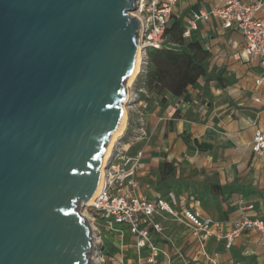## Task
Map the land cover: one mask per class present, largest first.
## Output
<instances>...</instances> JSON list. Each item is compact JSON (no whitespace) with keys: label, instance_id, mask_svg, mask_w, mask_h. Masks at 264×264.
<instances>
[{"label":"water","instance_id":"1","mask_svg":"<svg viewBox=\"0 0 264 264\" xmlns=\"http://www.w3.org/2000/svg\"><path fill=\"white\" fill-rule=\"evenodd\" d=\"M136 0H0V264H93L101 181L139 53Z\"/></svg>","mask_w":264,"mask_h":264},{"label":"crops","instance_id":"2","mask_svg":"<svg viewBox=\"0 0 264 264\" xmlns=\"http://www.w3.org/2000/svg\"><path fill=\"white\" fill-rule=\"evenodd\" d=\"M222 3L177 0L172 19H179L185 31L190 30L184 34L186 38L199 41L207 50V74L196 86L188 87L187 98L166 94L165 100L159 101V94L149 91L145 113L149 137L132 149L134 154L143 152L137 172L142 194L149 198L160 194L155 188V172L165 160L174 162L177 177L191 186H178L177 197L175 189L165 197L178 215L164 212L156 216L164 227L162 233L152 232L161 249L159 264H264V239L259 231L242 232L229 248L227 239L221 237L244 213L264 220V155L252 148L256 127L264 129V106L254 100L261 93L256 84L261 68L236 56L245 46L244 35L225 28L219 17L198 20L195 27L189 23L194 13L210 12ZM259 16L264 18V9ZM174 46L168 37L164 47ZM132 124L129 122V127ZM216 182L231 184L232 189L223 193L213 187ZM196 189L199 196L194 195ZM181 197L186 198L184 204L179 203ZM242 205L253 208L243 211ZM189 207L220 223L208 240H200L181 219L183 209ZM95 225L106 264H147L149 251L136 247L135 236L126 232L127 225L114 224L111 229L105 220H97Z\"/></svg>","mask_w":264,"mask_h":264},{"label":"built area","instance_id":"3","mask_svg":"<svg viewBox=\"0 0 264 264\" xmlns=\"http://www.w3.org/2000/svg\"><path fill=\"white\" fill-rule=\"evenodd\" d=\"M177 0H136V9L131 13L141 21L140 43L142 62L141 69L148 67L149 51L162 48L167 41V27L173 15ZM264 9V0H223L210 12L194 13L189 21L195 27L198 20H208L217 16L223 21L225 28L239 30L245 38L244 48L236 54L250 64H259L261 70L256 75V84L261 93L254 96V100L264 106V18L259 13ZM190 30L185 31L188 35ZM140 69V70H141ZM140 93L132 92V102L128 106L137 113V121L128 126L129 134L124 137L122 132L115 140L105 165L98 190L92 199L82 205L91 210L93 216L89 219L92 227L94 252L93 264H106L105 253L98 247L99 231L95 225L97 220H105L107 226L125 224L135 236V244L139 250L149 251L147 264H159L161 249L155 243L152 232H163V225L156 221V216H163L164 212L178 215L174 206L158 194L156 198H149L140 192L137 179L138 166L143 152L132 153L134 146L149 137L145 113L149 107L150 92L142 87ZM141 93L145 95L141 97ZM249 122L252 120L249 118ZM254 152L264 155V129L256 127L252 142ZM186 198L181 197L179 203L184 204ZM253 205H242L241 210L252 209ZM181 219L192 227L193 234L200 240H208L213 230L220 226L219 222L204 216L199 209L185 208ZM246 230H257L264 239V220L256 215L244 213L235 221L233 229L225 233L226 247L229 248L235 237ZM216 254V253H215ZM215 262V258H214Z\"/></svg>","mask_w":264,"mask_h":264},{"label":"trees","instance_id":"4","mask_svg":"<svg viewBox=\"0 0 264 264\" xmlns=\"http://www.w3.org/2000/svg\"><path fill=\"white\" fill-rule=\"evenodd\" d=\"M172 19V17H171ZM170 19L167 34L174 47L154 48L149 51V70L147 74V87L150 92L163 95L170 94L175 97H189L188 87L196 86L198 79L207 74L204 59L207 50L199 41H192L185 37V29L179 19ZM178 186L189 188V182L177 177V166L172 161L165 160L163 167L157 172L156 190L166 197L172 189ZM223 193L232 189L231 184H213ZM196 189L194 195L199 196Z\"/></svg>","mask_w":264,"mask_h":264},{"label":"rangeland","instance_id":"5","mask_svg":"<svg viewBox=\"0 0 264 264\" xmlns=\"http://www.w3.org/2000/svg\"><path fill=\"white\" fill-rule=\"evenodd\" d=\"M148 70H149V65H148V67L146 68H144V71H142V69L138 72V74H137V76H136V78L134 79V81H133V83L131 84V86H130V91L132 90L133 92H136V93H140V89L142 88V87H146L147 88V84H145V79H146V76H147V74H148ZM148 89V88H147ZM149 90V89H148ZM145 95H143L142 93H141V97L143 98ZM156 99L157 100H159V101H162V96L160 95H158L157 97H156ZM136 108V107H135ZM135 108L134 109H129V110H127V118H126V123H125V127H124V129H123V131L122 132H125V135H124V137L125 136H127L128 134H129V129L128 130H126L127 128H128V126H129V122H133V123H135L136 121H137V118H138V116H137V113L135 112ZM155 176L157 177V172H155ZM148 189V188H147ZM144 192H147V190H145L144 189ZM143 195H145V194H143ZM174 195H175V197H177L178 195H177V189H175V191H174ZM146 196V195H145ZM148 197V196H147ZM79 210H80V212L82 213V214H84L88 219H90V218H92V216H93V214H92V212H91V210H89L88 208H86L85 206H83L82 204H80V206H79ZM116 224V223H115ZM118 226H120V227H122V225L121 224H118ZM126 232L127 233H130L131 231H130V228L128 227V228H126ZM99 247V246H98Z\"/></svg>","mask_w":264,"mask_h":264},{"label":"bare ground","instance_id":"6","mask_svg":"<svg viewBox=\"0 0 264 264\" xmlns=\"http://www.w3.org/2000/svg\"><path fill=\"white\" fill-rule=\"evenodd\" d=\"M139 53H138V58H137V62H136V65H135V70L132 74V76L130 77L129 81H128V88H129V94H128V98H127V101H126V104H125V107H124V114H123V118H122V122H121V125L118 129V131L115 133V135L113 136L109 146H108V150H107V153L105 155V158H104V164H103V168H102V175L105 171V165H106V162H107V159L110 155V152H111V149H112V146L115 142V140L117 139V137L122 133L124 127H125V123H126V118H127V110H128V106L129 104L132 102V92L130 91V86L131 84L133 83L134 79L136 78L138 72L140 71L141 69V62H142V52H141V43L139 45ZM99 188V187H98ZM98 190V189H97ZM84 215V214H83ZM85 216V215H84ZM89 220V219H88Z\"/></svg>","mask_w":264,"mask_h":264}]
</instances>
